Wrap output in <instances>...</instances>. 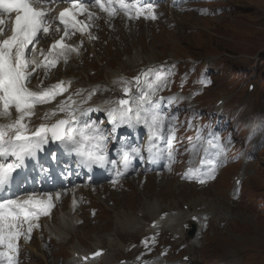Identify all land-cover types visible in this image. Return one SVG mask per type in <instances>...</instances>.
Segmentation results:
<instances>
[{
  "label": "snow or ice",
  "instance_id": "obj_1",
  "mask_svg": "<svg viewBox=\"0 0 264 264\" xmlns=\"http://www.w3.org/2000/svg\"><path fill=\"white\" fill-rule=\"evenodd\" d=\"M56 2L57 0H0V117H11L13 110L17 114L9 123L0 124V264H18L20 239H30L33 228L39 226L34 221L41 215H49L53 206L51 196L45 200L37 197L34 192L26 193L25 198L19 195L14 198L11 195H3L11 189L13 174L17 169L26 167V159L35 157L51 139L60 141L69 151H75L89 170L94 164L104 166L109 162L115 163L109 161L106 130L94 123L81 121L76 114L77 110L67 102H63L58 109L59 112L66 113V118L58 119L51 125L40 124L37 128H29L28 121L35 115V106L50 102L67 90L63 87V81L48 87L41 84L38 85L40 91L32 90L29 84L36 69L54 67L59 57L67 59L65 52L76 51L64 43V39L75 32H85L92 26L91 22L97 17L88 10L89 3L108 12L110 16L119 9L130 17L135 14L137 18L141 15L150 19L156 18L152 14V0H72L69 7L52 17L53 9L45 5ZM5 13H14V20H5ZM80 15H85L87 22L78 19ZM54 21L63 25L64 35L52 44L45 60L36 63L32 58L36 55L35 44L39 43L38 37L42 38V34L49 33L50 25ZM57 49L60 51L57 52ZM150 74L154 79H149ZM168 75L170 74L149 69L141 74L143 80L141 76H137L135 87L138 91L135 97L127 95V98L119 99L118 106L108 112L113 121L110 134H114L116 128L122 125L133 127L143 122L149 130L150 157L155 155L153 148L156 141L163 140L170 147L176 139L177 117L164 113L160 105L163 97L153 100L157 92L166 87ZM131 91V86L126 82L123 92L130 94ZM49 115H56V112L46 113L45 119H48ZM79 115L86 116L87 112H80ZM208 135L211 136L208 140L211 148L223 147L218 133L210 132ZM195 148L196 145L193 150ZM216 154L219 155V152ZM139 155L141 150L138 148L124 151L122 161L125 168L132 157ZM168 157L170 162L174 159L171 152ZM209 178H214V169ZM200 182L206 181L201 179ZM56 199H59V195ZM100 254L95 253L97 256Z\"/></svg>",
  "mask_w": 264,
  "mask_h": 264
},
{
  "label": "rangeland",
  "instance_id": "obj_2",
  "mask_svg": "<svg viewBox=\"0 0 264 264\" xmlns=\"http://www.w3.org/2000/svg\"><path fill=\"white\" fill-rule=\"evenodd\" d=\"M211 6L215 9L224 7V13L218 16L213 11V14L204 17L205 19L190 15L178 21L176 27H171V33H164L159 37L146 31L145 35L155 36L152 41L149 39L146 41L139 35L143 29H136L131 36L120 34L112 37L111 34L104 32L106 38L97 44L96 51L99 55L94 63L97 64L106 51L118 53L121 50H129L130 46L137 43H142L154 53L170 50L181 55V59L192 57L196 60H211L214 69L224 71V73L221 71L216 73L219 89H216L215 94L228 98L231 108L236 109L243 116H249L250 111H253L254 115L260 110L264 113V0H220ZM165 27L167 24L163 25L161 30ZM175 29L180 31L173 32ZM110 39H113L117 46H114ZM85 59L93 60L94 55L89 51ZM73 67L71 71L69 70L71 73L82 71L78 65ZM249 82L256 85L253 92L248 91L247 86L244 85ZM258 158V163L249 169L250 179L246 184V194L253 199L260 198L259 208L251 205V201L246 196L241 203L231 204L228 195H220L219 193L223 194L220 190L229 189L230 184H227V179H221V183H217L208 191L217 209L231 210L234 219L231 226L223 227L222 233L217 232L219 221L215 220L213 229L211 227L208 232L207 246L201 250V256L207 264L223 261L226 264H235L232 263L235 259L241 261L239 264H264V150ZM131 184L137 185V182L132 181ZM150 191L154 192L155 189L151 188ZM168 192L166 195H159L163 197L160 204L174 206L175 202L179 201V197L173 193L172 188ZM123 193L114 195V210L125 209L131 217H137L142 199L137 196L135 189L125 193L124 197ZM191 193V189L186 191L188 199L193 197ZM212 194L217 197L211 198ZM189 200L193 202L192 199ZM184 201L190 205L188 200ZM193 204L200 205V202ZM122 205L125 207L121 208ZM113 211H103L97 225L94 222L78 234L80 242L86 244L89 250L99 244L96 236L103 237L102 241L105 242L109 241L104 237L105 235H114L116 228L123 230L117 227L120 220L116 221L115 218L114 225ZM126 232L128 231H118V234ZM67 253L68 250L62 247L57 255L65 256L69 261L71 256L69 253L66 255ZM51 263L55 264V262ZM34 264H44V262L38 261Z\"/></svg>",
  "mask_w": 264,
  "mask_h": 264
},
{
  "label": "bare ground",
  "instance_id": "obj_3",
  "mask_svg": "<svg viewBox=\"0 0 264 264\" xmlns=\"http://www.w3.org/2000/svg\"><path fill=\"white\" fill-rule=\"evenodd\" d=\"M213 196H215V195H213ZM198 200L199 201H207V200H209V197L205 198V197L200 196L198 198ZM146 211L149 212L150 214H154L156 216L158 213V208L156 207L155 204H152L149 206V209H147ZM115 215H116L115 216L116 221L120 220V221H118L119 224L117 223V227H121L123 229L122 231H126L129 228L133 227V225L130 223L131 217H130V214L128 212H126V211L116 212L115 211ZM134 220H138V218H135ZM64 230H67V229H64ZM40 257H42V256H40Z\"/></svg>",
  "mask_w": 264,
  "mask_h": 264
}]
</instances>
